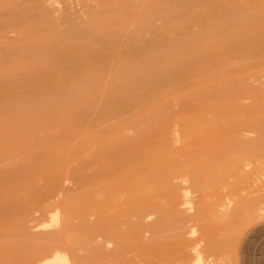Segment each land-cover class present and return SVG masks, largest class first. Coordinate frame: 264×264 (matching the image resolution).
Returning a JSON list of instances; mask_svg holds the SVG:
<instances>
[{
    "label": "bare ground",
    "instance_id": "obj_1",
    "mask_svg": "<svg viewBox=\"0 0 264 264\" xmlns=\"http://www.w3.org/2000/svg\"><path fill=\"white\" fill-rule=\"evenodd\" d=\"M100 1L108 7L98 15L91 13L89 25L84 28L71 25L59 34H48L59 26L56 10L50 5L61 6L67 0H0L1 33L32 28L34 34L42 37L18 48L6 47L0 35L3 53L0 59V264H78V259L66 252L71 241L68 239L87 230L85 221L90 215L101 213L102 198L112 199L113 211L120 219L133 215L135 202L146 196L176 198V190L181 188L174 182L195 185L199 180L186 172L195 163L194 156L182 155L179 160L181 155L177 159L174 153L181 151L182 146L197 145L194 139L199 135L206 138L212 135V141L215 133L230 135L233 128L236 129L231 132L244 122L236 118L241 116L239 107L244 108L237 103L242 93L258 101L264 95L262 88L247 85L241 81L242 77L235 78L237 72L236 75L233 72L235 79L224 78L232 66L238 70L264 62L259 60L264 57V7L250 8L242 0H160L143 16L132 0ZM145 6L148 4L141 5ZM158 19L168 25L166 35L156 28ZM192 22L195 24L190 27ZM148 31L151 36L142 40ZM28 39L26 36L20 41ZM44 50L47 55L41 57ZM168 102L178 108L159 114ZM261 119L262 123L256 127L258 146H264V119ZM245 142H236L231 147L242 151L250 143ZM225 143L223 146L229 149L230 144ZM17 157L21 158L19 162ZM237 159L233 161L237 163ZM227 162L224 160V164ZM146 164L152 172L146 171ZM237 165L240 169V162ZM231 167H227L230 173ZM182 172L189 177L185 178ZM258 178L263 179L261 175ZM67 180L76 189L64 188L62 184ZM258 182L261 186L264 181ZM58 192L62 200L52 203ZM228 200L226 205L219 204L221 212L227 209ZM106 202L110 206L108 199ZM159 207L153 208L165 213L164 207ZM200 209L197 214L201 218L203 207ZM37 211L39 217H35ZM254 211L259 215L264 213L261 206ZM108 226L102 225L106 231L116 230L114 225ZM50 228L54 231H49ZM160 235L165 233L155 236L159 239ZM126 240L120 248L129 250L132 241ZM65 242L66 249L60 250L64 247L60 244ZM193 253L192 264L213 262L206 263L202 257L205 253L196 247Z\"/></svg>",
    "mask_w": 264,
    "mask_h": 264
},
{
    "label": "rangeland",
    "instance_id": "obj_2",
    "mask_svg": "<svg viewBox=\"0 0 264 264\" xmlns=\"http://www.w3.org/2000/svg\"><path fill=\"white\" fill-rule=\"evenodd\" d=\"M242 1H243L245 6L250 7V8H263L264 7V0H242ZM159 2H160V0H132V3L133 4L135 3L134 5L139 6L137 11L143 16L146 15L149 10L154 9V7H156L159 4ZM142 4H148V6L141 7ZM62 5H63V7H62ZM57 6L58 5H54V6L50 5L51 8L54 7L53 9L56 10L54 12V15L56 18V24L59 26H58V28H53L52 30H49L48 34L49 33L59 34L65 30H67L71 25H77L80 28H84L86 25L90 24V14L91 13L98 15L102 12L104 7H108V5H103L100 0H67V2H63L61 4V6L59 5L58 6L59 8H57ZM64 7H66V8H64ZM0 12H1V10H0ZM0 20H1V15H0ZM194 24L195 23L192 22L190 24V27H193ZM155 26H156V28H158V30L160 32H162L165 35L169 31L168 25H166L162 19H158L155 22ZM0 35H2V37H3L2 41L5 44H7L6 47H18V48L28 46L31 43L32 39H41L42 38L41 36H37L36 34H34V31L32 28L25 30V32L15 31V32L6 33V34H3L0 32ZM26 36H28L29 39L21 42L20 39L23 37H26ZM150 36H151L150 31L145 32V34L142 36V40L149 38ZM168 41H171V39H168ZM62 42L58 43V48L62 47ZM46 55H47V51L44 50V51L40 52L41 57H45ZM2 57H3V53H2V49H0V59H2ZM236 60H238V59H236ZM259 60L260 61L264 60V57H262ZM263 63L264 62L262 61V63L260 62L259 64H263ZM257 64L256 65L254 64L256 67L254 65L252 67L250 66V67H247L244 69H242L243 67H239L238 70L240 68L242 69V70H240L241 74L239 73V75H238L239 71L237 70V67L232 66L230 68V71L227 72V74L224 76V78H226V77L234 78V76L236 75L235 73L237 72V75L235 76V78L239 79L242 77L243 80H241V79L240 80L243 82H246L247 85H249L253 88H257V86H258V89H260V90L262 88L261 93L264 94V86H263L264 85V68H263L264 65L260 66ZM233 67H236V69L234 68L235 70H233L232 69ZM261 68H263V70ZM233 72L235 75L233 74ZM254 73H255V75H254ZM239 96H241V95H239ZM256 100H257V98L254 99V97H252L250 94L242 93V97H241L240 101L239 100L237 101L238 105L244 107L243 108L244 110H243L241 107H239L237 105V108L239 107L238 114L240 113L241 116L239 117V115H237L236 118L238 117L237 119L241 120L242 122L244 121L240 125L242 127L241 129L239 126V128L237 130H234L233 132H231L233 129H236V128L230 127V129H232V128L233 129L230 131V133H229L230 135H226V136H222L219 134L216 135V133H215L214 135L216 137L213 135V138L215 137V141H214V139L212 141V137H211L212 135L210 136L211 138L208 135H207L208 138L205 137L206 135L205 136L203 135L204 137L202 135L201 136L199 135L196 139H194V141L197 142V145H195V146H184V147L182 146L180 148L181 151L179 150L178 153H174L175 154L174 156L177 159L179 158L178 154L181 156L182 155L183 156H188V155L194 156L195 163L190 165V167L188 166V168H186V167L185 168H186V172L189 173L190 176L194 175V177L197 180H199V182L197 181L198 183H196L195 185L194 184L190 185V184H187L188 182H185L186 184L184 185L183 182L181 183L180 180H177V181L174 180V181H176L174 183H176L177 185H178V183L180 184L179 188H181V189L185 188V190L183 189V192L181 191V189L176 190V188H175V190L177 191L176 198H169V197L163 198V196H160L161 198H159V196L157 197L155 195H154L155 198L151 195H150V197H151L150 198L149 196H146L145 199L148 197H149V199H146V200L145 199H142V200L139 199V201L137 200L135 202L136 210L133 212V215H131L129 217H123L122 219H120L121 217L119 216L120 217L119 218L115 214V212L113 211L114 210L113 209L114 203L112 204V202H113L112 199L110 201L109 197L102 198L101 201H99V202H100V206L103 205L102 211H101V213L103 214L102 215L103 219L102 218H100V219L96 218V216L99 217V215L101 213L100 214L98 213L96 215H90L91 218L88 217L87 220L85 221V225L87 226V230H86L87 232L85 231V232L75 233L74 235L72 234L71 238L68 239V241H70V240L71 241L70 242L66 241V242H68V245L66 242L64 244L63 243L60 244V247L64 246V247H61L60 250L63 248V251H64L67 248L66 252L69 253L70 255H74L75 259L76 260L78 259L77 260L78 264H129V263L130 264H179V263L180 264H192L194 262L193 259H195V253H193V249L195 247L199 250V252H202V254L203 253L206 254V255L201 254L203 259L205 261L207 260L206 263L213 261V262H211L212 264H264V213L259 215V214H257L256 211H254V208L256 209L258 206H261L264 209V198H263L264 197V187H263L264 186V182H263L264 181L263 180L264 179V177H263L264 176V171H263L264 170V167H263L264 166V159H262L264 157V146H262V145L258 146L257 140L259 139V136H258V132L256 130L257 129L256 127H258L262 123L261 117L264 119V103H263L264 102V95L263 96L261 95V98L259 99V101L258 100L256 101ZM46 101L50 102L51 100L46 99ZM251 106H253V107H251ZM177 108H178V106L175 103L173 105H171L170 102H168L166 104V106H163V108L160 109L159 114H163L168 110H170V111L176 110ZM244 114H246V116H244ZM258 118L260 120H258ZM246 120L247 121L249 120V122H247ZM236 121H238V120H236ZM238 122H240V121H238ZM246 122L248 123L247 125H245ZM248 125H249V128H248ZM251 130H253V132H251ZM245 131H246V134L244 133ZM231 133H232V136H231ZM251 133L253 134V136H251L252 135ZM242 134H243V136H242ZM247 134H248V136H247ZM240 135H241V137H240ZM221 136H222V138L218 139L220 141V143H219V141H217V138H220ZM250 136H251L252 140H251ZM189 141H193V139H190ZM211 141L213 142V144L211 143ZM241 141H246L245 142L246 144L248 142H250V143L252 142L251 143L252 145H250V143H248L250 147L248 145H246V147H245L246 150L242 149V151H240V149L237 150V148L235 149V147L232 148L233 146L231 147V145L235 144L236 142H241ZM214 142H215V144H214ZM225 142H228L230 144L229 149L225 148L223 146L226 144ZM208 143H209V145H208ZM211 144H212V146H211ZM226 147H228V146H226ZM188 151L190 153H187ZM238 152H239V154H238ZM241 152H243V154ZM181 156H180L179 160L183 158V156L182 157ZM236 156L238 159L236 158ZM189 158H191V157L189 156ZM20 159H21L20 157H17L16 158L17 162H19ZM235 159H237L236 161L238 164L240 162L239 167H241L242 169L241 168L239 169L237 163L235 161H233ZM241 159H242V161H238ZM224 160L230 162L229 165H227L228 162L225 163L226 164L225 165ZM229 160H231L232 163ZM260 160L262 161V163L260 162ZM256 161H257V163H256ZM209 162H211V163H209ZM233 162L237 165V167H236V165L234 166ZM230 164H232L234 166V167L232 166L235 170L234 172H232L233 168L230 166ZM75 165L76 164H74V167H76ZM226 166L231 167V173L229 172L230 168H227ZM243 166H245V167H243ZM235 167L238 168L239 170L235 169ZM258 167L260 169L262 167L261 170L263 172L261 170H259ZM145 168H146V171L152 172V169L150 168L149 164H146ZM185 168H182V171L185 170ZM254 168H256V169H254ZM72 170H73V167L71 168V171ZM259 172H260V174H259ZM190 173H192V174H190ZM262 173H263V175H262ZM182 174L185 175L186 173L182 172ZM260 175L263 178V179L261 178L262 180H260L258 178V177H260ZM187 176H188V174L185 175V178ZM251 179H252V181H251ZM240 181H242V183ZM261 181L263 183H261L262 185L260 186V184H257V182L260 183ZM252 182H255V183H252ZM190 183H192V182H190ZM181 184H183V185H181ZM253 184H254V187H252ZM62 185L64 188H68L71 190L76 189V185L70 180L64 181ZM177 188H178V186H177ZM260 189H263V190H260ZM180 191L182 194L179 193ZM262 192H263V194H262ZM257 194L261 197H259ZM260 194H262V195H260ZM56 195L58 197L55 196V198H53L51 201L52 203L58 202L59 200L60 201L62 200L61 199L62 198L61 192H58ZM183 195H184V197H183ZM233 196H235V197H233ZM111 198H112V196H111ZM256 198L257 199L261 198V199L259 201V199L257 200ZM107 199H108V202L110 201L109 202L110 206L106 202ZM231 199H232V201H231ZM235 199H237V200H235ZM113 200L115 202V199H113ZM227 200H228V204L230 206L228 205V207H229V208L227 207L228 210L224 206L225 209H222L224 211V213L226 214V215H224V213H222L223 211L221 212L218 207H219V204L221 206L222 203H223V205L225 203H227ZM241 200H242V202H241ZM168 201H171V203ZM230 201H231V204L229 203ZM238 201H240V202H238ZM254 201H255V203H254ZM174 202L176 205L173 204ZM183 202H184V204H183ZM245 202H247V204H245ZM262 202H263V204H262ZM166 203H169V204H166ZM180 203H182V204L180 205ZM239 203L241 205L243 204L242 205L243 208L241 207V205ZM251 203H253V204H251ZM203 204H205V205L203 206ZM159 205H161V207H164L163 209L165 210V213L163 212V210H160V209L158 211L154 210L155 208H153V207H157V206L159 207ZM168 205H170V206H168ZM223 205H222V208H223ZM175 206H176V209L174 210ZM250 206H252L251 211H249ZM165 207H167V208H165ZM201 207H203V211H202L203 215L200 218L201 215H198L197 213H200ZM210 207H212V208H210ZM171 208L173 209V211ZM214 210H216V212ZM225 210H227V211L225 212ZM159 211H161L164 214H161V216L158 215V214H160ZM211 211H213V212H211ZM245 211H246V213L248 212L246 214L247 217L245 216ZM154 212H156V213H154ZM232 212L235 213L236 215H234ZM243 212H244V214H242ZM205 213L207 216L204 217ZM221 213H222V215H221ZM229 213H231V214L229 215ZM193 214H195V215H193ZM215 214H217V215H215ZM237 214H238V216H237ZM40 215H41L40 212H38V211H37V213L35 212V217H39ZM188 215L191 217L192 216H194V217L191 218V217H188ZM241 215H243V217ZM159 216L161 219L157 220ZM177 216L179 219L177 218ZM183 216H185L186 219H184L185 217H183ZM195 216H196V218H195ZM244 217H245V219H244ZM176 218H177V220H176ZM222 218H223V220H222ZM224 218L226 221H227V219H229V220L226 222V221H224ZM193 219H196V221ZM235 219H236V221H235ZM178 220H180V221H178ZM164 221L168 225H165L166 223ZM176 221H178V222H176ZM199 221L201 222V224ZM153 222L154 223L157 222V223L152 224ZM162 222H163V224H162ZM174 222H176V223H174ZM225 222H226V224H225ZM105 223H107V224H105ZM109 223L111 225L115 226L114 227V229H116L115 231H113L112 228H110ZM130 223H131V226H129ZM177 223H179L178 226H177ZM237 223H239V224L236 226ZM157 224H160L161 226L163 225L164 227H161V226L157 227ZM174 224H176V225H174ZM194 224L195 225L197 224V225L195 226ZM102 225H103V227H104V225H105V227H106V225H109L108 228H110L111 230L106 231L105 229L107 227L103 228ZM144 225H145V227L143 228L142 226H144ZM169 225H170V227H169ZM202 225H204V226H202ZM97 226H99V229H101V231L97 228ZM191 226H192V228H191ZM167 227H168V229H167ZM215 227H216V229H215ZM233 227H234V230H232ZM145 228L146 229L149 228V230H146ZM155 228H157V230L159 229V231H160V229L162 230L163 228H165L164 229L165 236L160 235L159 236L160 238L157 239L158 236H155V235H159V234L164 235V233H163V230L160 231L161 233L156 230V234H155V231H154ZM169 228H170V231H169ZM202 228H204V229H202ZM48 229H49V227L47 228V231H48ZM51 229L52 228H50L49 231H51ZM53 229L56 230L57 228L56 227L54 228V226H53ZM53 229H52V231H54ZM190 229L195 230L194 233L191 234V232H189ZM229 229H231L232 231H230ZM144 230L146 231V233L143 232ZM151 230L154 233L153 235L151 234L152 233ZM173 230H176V231H173ZM226 230H229V231H227L228 234L231 233L232 235H230V234L228 235L227 232H224ZM195 232H196V234H195ZM177 233H178V235H176ZM59 236L61 237V234ZM120 236L124 237V239L122 240L120 238ZM151 236H152V238H151ZM153 236H154V238H153ZM155 237H156V239H155ZM126 239L132 241V245L134 248L133 247H131V248H133V249L128 248L129 250H127L124 248H120V244L123 241H127ZM76 240H77V243L79 245L80 244L82 245V246L81 245L79 246L80 249L77 248L78 244L75 242ZM73 241H74V243H72ZM79 241H81V242L79 243ZM134 241L136 242V244ZM142 241H143V243L146 244V246H145V244L142 243ZM198 241H199V243H198ZM138 244H140V245L142 244L141 247ZM199 244H200V247H199ZM69 245H71V247ZM72 245H73V247H72ZM136 245H138V246L135 247ZM65 246H66V248H65ZM190 246L193 249H191ZM56 248L59 249V245ZM75 248L77 249V250H75L76 252L73 251ZM119 249H120V251L118 253L117 251ZM69 251H71V253ZM149 251H151V252H149ZM189 251H191L192 253ZM120 252H121V254H120ZM97 253H99V254H97ZM215 255H216V257H213ZM187 257H188V259H187ZM180 259H181V261H180ZM184 259L186 260L185 262H184ZM211 263H208V264H211ZM203 264H205V262Z\"/></svg>",
    "mask_w": 264,
    "mask_h": 264
}]
</instances>
